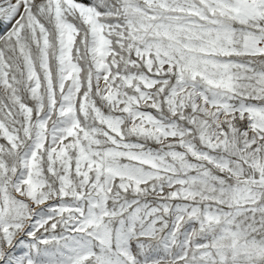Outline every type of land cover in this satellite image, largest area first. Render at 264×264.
<instances>
[{
  "label": "snow or ice",
  "instance_id": "6c2138e0",
  "mask_svg": "<svg viewBox=\"0 0 264 264\" xmlns=\"http://www.w3.org/2000/svg\"><path fill=\"white\" fill-rule=\"evenodd\" d=\"M0 264H264V0H0Z\"/></svg>",
  "mask_w": 264,
  "mask_h": 264
}]
</instances>
